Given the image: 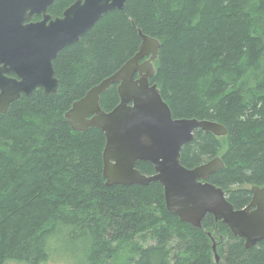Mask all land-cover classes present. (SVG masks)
<instances>
[{
  "label": "trees",
  "instance_id": "obj_1",
  "mask_svg": "<svg viewBox=\"0 0 264 264\" xmlns=\"http://www.w3.org/2000/svg\"><path fill=\"white\" fill-rule=\"evenodd\" d=\"M75 1L55 0L49 13ZM139 29L160 42L150 82L172 117L226 129H196L181 164L219 156L207 181L235 209L264 186V0H126L52 60L56 93L37 88L0 113V264H216L214 242L218 264H264V240L245 248L211 214L201 228L181 221L159 182L107 185L103 132L73 130L64 117L137 52ZM118 103L116 83L99 95L105 111ZM135 168L154 171L148 161Z\"/></svg>",
  "mask_w": 264,
  "mask_h": 264
},
{
  "label": "water",
  "instance_id": "obj_2",
  "mask_svg": "<svg viewBox=\"0 0 264 264\" xmlns=\"http://www.w3.org/2000/svg\"><path fill=\"white\" fill-rule=\"evenodd\" d=\"M54 1L0 0V113L37 88L44 94L56 93L52 60L104 14L123 9L126 0H76L61 17L52 19L45 12ZM33 14L42 15L41 20L27 22ZM138 35L137 52L75 100L64 117L73 130L96 127L103 132L102 174L107 185L157 181L163 187L166 209L181 221L201 228L204 217L211 214L243 238L245 247L254 246L264 240V186H252L248 205L235 209L225 192L207 181L223 166L219 156L193 168L181 164V148L193 140L195 129L218 137L225 136L226 129L214 121L172 117L156 84L150 82L155 71L151 62L158 55L160 42L140 29ZM114 83L119 103L105 111L99 95ZM137 161L150 162L153 173H140L135 168ZM212 253L217 264L215 242Z\"/></svg>",
  "mask_w": 264,
  "mask_h": 264
},
{
  "label": "flooded vegetation",
  "instance_id": "obj_3",
  "mask_svg": "<svg viewBox=\"0 0 264 264\" xmlns=\"http://www.w3.org/2000/svg\"><path fill=\"white\" fill-rule=\"evenodd\" d=\"M51 6V5H50ZM50 6H48L47 7V9H46V14H48V15H50V17L53 19V18H55V17H61L62 16V11H64V10H62L61 11V15L59 14V15H57V16H53V14H51V13H49V11H50ZM68 7V6H67ZM41 18H42V15H39V14H33L32 16H31V18L27 21V22H37V21H39V20H41ZM143 60V59H142ZM141 60V61H142ZM154 61V60H153ZM153 61L151 62L152 63V65H153ZM0 66H1V64H0ZM8 75H11V76H13L12 74H8ZM41 89V88H40ZM43 91V90H42ZM196 130V129H195ZM194 130V131H195ZM194 131H193V133H194ZM180 154H181V152H180ZM181 161V160H180Z\"/></svg>",
  "mask_w": 264,
  "mask_h": 264
},
{
  "label": "rangeland",
  "instance_id": "obj_4",
  "mask_svg": "<svg viewBox=\"0 0 264 264\" xmlns=\"http://www.w3.org/2000/svg\"><path fill=\"white\" fill-rule=\"evenodd\" d=\"M45 264H61V263H60V262H59V263L52 262V260H51V261H49V262H47V263H45Z\"/></svg>",
  "mask_w": 264,
  "mask_h": 264
},
{
  "label": "bare ground",
  "instance_id": "obj_5",
  "mask_svg": "<svg viewBox=\"0 0 264 264\" xmlns=\"http://www.w3.org/2000/svg\"><path fill=\"white\" fill-rule=\"evenodd\" d=\"M234 235V234H233ZM235 236V235H234ZM238 237V236H237ZM241 238V237H240ZM243 239V238H242ZM244 240V239H243ZM257 244V243H256ZM256 244H254V246L256 245ZM213 246V245H212ZM217 246V245H216ZM244 246H245V242H244ZM253 247V246H252ZM245 248H247V247H245ZM216 251V250H215ZM212 255H213V253H212ZM218 255V254H217ZM214 260V259H213ZM218 264V263H217Z\"/></svg>",
  "mask_w": 264,
  "mask_h": 264
}]
</instances>
